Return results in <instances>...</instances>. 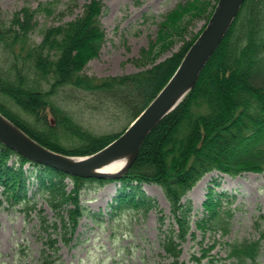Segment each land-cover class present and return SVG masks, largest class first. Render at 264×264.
<instances>
[{"label": "trees", "instance_id": "1", "mask_svg": "<svg viewBox=\"0 0 264 264\" xmlns=\"http://www.w3.org/2000/svg\"><path fill=\"white\" fill-rule=\"evenodd\" d=\"M219 0H188L168 12L159 26L157 42L142 50L155 61L167 51L177 35L186 33L187 13L203 15L207 21L193 37L163 60L143 69L116 75L96 76L85 72L91 59L99 56L106 34L101 16L102 0H89L82 12L62 23L46 26L39 43L30 41L38 11L57 12V1L41 3L37 9L24 6L9 21L1 17L0 47L7 55V67H0V111L31 137L55 151L84 156L119 137L168 83L192 44L206 27ZM63 16L73 15L80 0H66ZM187 22V21H186ZM47 83V87L44 85ZM84 103L94 111L110 108L114 117L127 125L120 131L97 133L79 122L58 101ZM13 102L27 117L10 104ZM63 138L74 140L67 145ZM32 165L28 174L25 164ZM219 171L233 176L264 171V0H246L221 45L202 70L198 81L180 104L164 116L146 136L138 153L119 178H87L71 175L34 162L0 142V192L12 205L35 209L43 197L54 216L41 209L43 245L36 264H62L59 242L70 246L86 213L82 195L89 182H118L110 202L111 212L135 211L147 215L157 206L143 189L145 183L163 188L170 215L159 220L162 228L161 264H180L182 245L196 237L195 224L203 234L227 235L232 209L223 205V193L211 187L203 202L206 212L193 221L192 203L186 194L207 173ZM35 173V174H34ZM67 179L72 183L69 188ZM35 185L30 195V185ZM32 202V204H30ZM161 211V210H159ZM254 227L258 237L226 241L227 255L212 253L216 243L202 247L194 256L197 264H255L264 249V215Z\"/></svg>", "mask_w": 264, "mask_h": 264}, {"label": "rangeland", "instance_id": "2", "mask_svg": "<svg viewBox=\"0 0 264 264\" xmlns=\"http://www.w3.org/2000/svg\"><path fill=\"white\" fill-rule=\"evenodd\" d=\"M52 0H0L1 17L9 21L13 14L24 6L37 9L41 3ZM57 1V12L49 14L38 11L35 16L36 27L30 33V41L41 42L43 29L46 26L62 23L82 12V5L89 0H80L73 15L61 13L66 8V0ZM104 12L101 16L106 39L99 56L91 59L85 67L90 75L106 76L136 72L152 62L163 60L178 50L185 40L193 37L203 28L207 21L209 9L200 16L187 13L184 24L188 23L186 33L175 36V42L167 51L154 60L144 58L142 50L157 42L159 48V26L165 15L180 3L188 0H102ZM212 1V4L215 0ZM187 21V22H186ZM7 55L0 47V67H7ZM44 85L47 87L46 81ZM62 106L81 122L85 127L97 132H118L127 122L123 117L106 108L104 111H94L80 104H72L57 97ZM9 104L27 117L22 109L9 101ZM67 145L74 140L63 138ZM28 174L32 165L25 164ZM35 174V173H34ZM207 177L206 187H198L200 181ZM69 188L72 183L67 179ZM36 185V184H35ZM35 185H30L32 195ZM119 184L115 181L105 183L89 182L82 195V202L87 207L81 218L75 239L70 246L59 242L60 262L62 264H161L164 260L160 238L162 228L159 216L166 215L163 228L169 223V203L163 188L156 183H145L143 189L157 203L147 215L135 211L111 212L110 202ZM198 187V188H197ZM214 193H223V205L232 209L233 218L227 235L208 231L203 234L201 229L193 225L196 237L189 236L182 245L183 252L180 264H197L194 256L202 254V247L216 243L212 253L226 256V241L258 237L254 227L257 219L264 215V171L244 172L233 176L217 170L205 174L186 194L184 200L192 203L193 221L206 214L203 202L210 188ZM201 188L203 189L201 191ZM206 190V191H205ZM35 209H27L25 205H12L0 192V264H36L33 257L39 255L43 245L40 232V213H45L52 219L54 213L43 197L37 196ZM32 204V202L30 203ZM161 210V211H159ZM202 264L206 263V258ZM252 264V263H251ZM254 264V263H253ZM264 264V249L257 263Z\"/></svg>", "mask_w": 264, "mask_h": 264}, {"label": "water", "instance_id": "3", "mask_svg": "<svg viewBox=\"0 0 264 264\" xmlns=\"http://www.w3.org/2000/svg\"><path fill=\"white\" fill-rule=\"evenodd\" d=\"M246 0H219L206 27L192 44L174 75L130 126L102 149L85 156L67 155L41 144L0 111V142L28 159L65 173L87 178H119L135 159L146 136L176 108L196 84L207 62L223 42ZM125 154H133L120 173L97 169ZM77 157V159H74Z\"/></svg>", "mask_w": 264, "mask_h": 264}, {"label": "bare ground", "instance_id": "4", "mask_svg": "<svg viewBox=\"0 0 264 264\" xmlns=\"http://www.w3.org/2000/svg\"><path fill=\"white\" fill-rule=\"evenodd\" d=\"M133 157V154H125L122 156H119L118 158L106 163L105 165L101 166L97 169L98 172H102L105 174H115L122 172L127 165L130 163L131 159ZM74 159H77V157H74ZM207 177H205L202 181H200L198 187H206V180ZM197 187V188H198ZM203 189L201 188V191ZM206 191V190H205Z\"/></svg>", "mask_w": 264, "mask_h": 264}]
</instances>
